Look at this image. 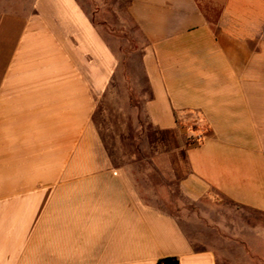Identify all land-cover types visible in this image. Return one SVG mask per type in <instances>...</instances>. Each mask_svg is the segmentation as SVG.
I'll use <instances>...</instances> for the list:
<instances>
[{
  "label": "crops",
  "instance_id": "0c3cea01",
  "mask_svg": "<svg viewBox=\"0 0 264 264\" xmlns=\"http://www.w3.org/2000/svg\"><path fill=\"white\" fill-rule=\"evenodd\" d=\"M124 1L122 46L79 0H0V264H264V0ZM105 96L183 177L116 163Z\"/></svg>",
  "mask_w": 264,
  "mask_h": 264
},
{
  "label": "rangeland",
  "instance_id": "374dc122",
  "mask_svg": "<svg viewBox=\"0 0 264 264\" xmlns=\"http://www.w3.org/2000/svg\"><path fill=\"white\" fill-rule=\"evenodd\" d=\"M7 1V0H6ZM80 3L84 4L88 9H96L99 8L102 13V18L107 19L111 22H115L114 31L116 32L114 35L116 39L114 43L117 45L124 46L125 41L123 40V36L120 28L118 27V17L116 18V14L113 13L110 9L113 6L123 7L125 4L124 0H79ZM113 24V23H112ZM122 84V82L120 83ZM119 84V85H120ZM123 85V84H122ZM124 99V94H119ZM116 103L114 98H108L105 96L100 103V107L96 111L94 121L100 130L101 136L104 140V143L112 158L116 160L117 164H125V158L123 156V150H134L148 147L152 152L158 150L159 152H165V156L163 159L174 162V178L171 174L169 177H166V181L174 180V182L185 175V168L182 164L183 162V154L181 151H176V157H172L170 155V150L172 144L170 140H168L165 136H160L158 131H156L150 124H147L144 119H142L141 125H126L124 123V119L121 118V115L118 114V110H116ZM129 134V136H128ZM139 137L140 141L134 140V137ZM148 138V140H147ZM192 140L187 141L188 144L194 143L193 137ZM142 145V146H141ZM177 148V144H176ZM169 154V157H168ZM150 158V157H149ZM145 166V164H144ZM167 176V175H166Z\"/></svg>",
  "mask_w": 264,
  "mask_h": 264
},
{
  "label": "trees",
  "instance_id": "16d2710c",
  "mask_svg": "<svg viewBox=\"0 0 264 264\" xmlns=\"http://www.w3.org/2000/svg\"><path fill=\"white\" fill-rule=\"evenodd\" d=\"M159 264H180V261L178 258L170 257L160 260Z\"/></svg>",
  "mask_w": 264,
  "mask_h": 264
}]
</instances>
